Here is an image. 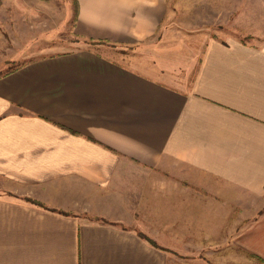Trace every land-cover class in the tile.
Here are the masks:
<instances>
[{
  "label": "crops",
  "instance_id": "obj_1",
  "mask_svg": "<svg viewBox=\"0 0 264 264\" xmlns=\"http://www.w3.org/2000/svg\"><path fill=\"white\" fill-rule=\"evenodd\" d=\"M78 2L98 42L153 34L167 8ZM260 30L209 38L189 84L90 46L1 74L0 264H264Z\"/></svg>",
  "mask_w": 264,
  "mask_h": 264
},
{
  "label": "rangeland",
  "instance_id": "obj_2",
  "mask_svg": "<svg viewBox=\"0 0 264 264\" xmlns=\"http://www.w3.org/2000/svg\"><path fill=\"white\" fill-rule=\"evenodd\" d=\"M166 3V12L153 34L117 43L83 39L76 33L78 0H6L0 7V75L27 59L90 46L108 49L122 64H156L175 70L177 82L189 84L209 38L239 36L253 42L262 34L264 0ZM156 176L161 173L156 171ZM3 186L8 188L1 180L0 188ZM112 190L114 197L120 192L117 187ZM125 196L130 203H138L139 191L132 195L130 190Z\"/></svg>",
  "mask_w": 264,
  "mask_h": 264
}]
</instances>
